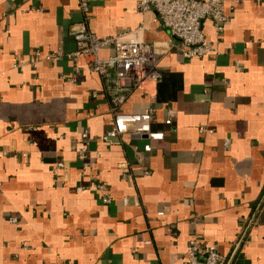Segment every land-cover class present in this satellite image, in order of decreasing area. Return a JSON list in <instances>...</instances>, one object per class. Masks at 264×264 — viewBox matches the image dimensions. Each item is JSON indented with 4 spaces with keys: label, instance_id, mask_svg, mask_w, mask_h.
Returning <instances> with one entry per match:
<instances>
[{
    "label": "crops",
    "instance_id": "crops-1",
    "mask_svg": "<svg viewBox=\"0 0 264 264\" xmlns=\"http://www.w3.org/2000/svg\"><path fill=\"white\" fill-rule=\"evenodd\" d=\"M85 1L88 17L80 0H0V264H180L192 239L224 264H264V0H224L221 29L202 22L214 51L191 59L139 0ZM81 26L140 28L161 80L113 112L85 58L32 66L37 50L73 52ZM150 108L162 139H102L116 114Z\"/></svg>",
    "mask_w": 264,
    "mask_h": 264
},
{
    "label": "built area",
    "instance_id": "built-area-1",
    "mask_svg": "<svg viewBox=\"0 0 264 264\" xmlns=\"http://www.w3.org/2000/svg\"><path fill=\"white\" fill-rule=\"evenodd\" d=\"M223 2L224 0H139L137 9L140 12L153 9L159 16L160 24L179 41L182 55L191 59L203 57L214 51L204 34L202 22L205 17H210L216 28L221 29L227 18ZM79 7L85 17H88V3L80 0ZM138 29L134 31L124 29L113 36H98L85 26H81L71 32L75 43L73 52L37 50L31 64L36 67L40 61L55 62L63 57L85 58L89 69L101 77L103 92L110 101L111 110L117 112L133 90L140 89L147 81L158 83L161 80L155 50L137 37ZM109 46L113 47V54L102 58L101 50ZM13 66L22 68L24 63L16 60ZM153 120L152 108L142 115L116 114L114 126L106 131L102 139L112 143L116 136L127 131L135 137L148 134L150 140L162 139V133L149 132L148 125ZM81 137L85 141V146L79 149L78 158L85 168L87 166V132H83ZM144 150L150 151V145L146 144ZM22 155L25 156V154ZM62 167L63 163L57 162L52 172L57 174ZM91 186L104 203L109 202L110 197L104 184L94 183ZM83 188V186L77 187L78 190ZM124 202H126L125 199ZM11 222H15V219H11ZM180 264H224V257L214 245L201 246L196 239H192L189 241L185 258Z\"/></svg>",
    "mask_w": 264,
    "mask_h": 264
}]
</instances>
